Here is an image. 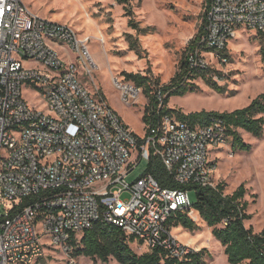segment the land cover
<instances>
[{
	"label": "built area",
	"instance_id": "obj_1",
	"mask_svg": "<svg viewBox=\"0 0 264 264\" xmlns=\"http://www.w3.org/2000/svg\"><path fill=\"white\" fill-rule=\"evenodd\" d=\"M204 19L203 35L186 54L190 68L208 69L204 54L225 63L240 29L264 38V0H208ZM91 41L21 0H0V264H47L43 239L68 254L71 238L98 221L119 228L142 252L181 259L196 251L168 224L177 213L197 223L182 188L217 186L212 154L227 146L225 126L211 119L192 128L164 116L135 134L79 79L92 81L96 72ZM112 83L125 104L142 93L125 78ZM23 90L38 92L44 110L29 107ZM153 94L161 104L160 92ZM151 158L178 189L162 188L146 172L127 182Z\"/></svg>",
	"mask_w": 264,
	"mask_h": 264
},
{
	"label": "rangeland",
	"instance_id": "obj_2",
	"mask_svg": "<svg viewBox=\"0 0 264 264\" xmlns=\"http://www.w3.org/2000/svg\"><path fill=\"white\" fill-rule=\"evenodd\" d=\"M36 16L70 26L79 35L92 38L89 52L96 65L92 81L79 74L88 91L98 94L119 115L123 123L135 134H143L142 117L148 99L141 95L133 104L121 101L119 92L113 87V79L123 81L125 74H137L149 80L152 93L170 82L178 70L179 61L189 42L194 38L203 22L206 0H130L134 23L145 33L138 34L128 26L129 17L124 15L122 5L114 0H21ZM127 35L137 40L140 53L137 55L129 46ZM104 40L100 43L99 40ZM263 44L254 31L238 30L236 39L225 52V63H219L210 54H204L205 62L220 74L215 80L223 87L219 93L203 80L191 81L196 90L184 95L171 96L167 108L183 114L199 112H231L246 107L255 97L264 93V65L259 50ZM58 53L61 48L55 47ZM30 65V64H28ZM27 105L44 110L37 100L38 92L23 90ZM249 150L233 152L223 147L217 152L214 173L216 184H225L224 194H231L244 185L247 214L251 226L258 233L264 226V133L261 138L239 131ZM227 145L230 139L226 141ZM147 168L142 162L127 176L131 183L141 177ZM124 195L123 197H125ZM191 204L196 201L194 190L187 194ZM1 211H3L1 209ZM198 231L190 232L182 227L172 229V235L181 243L191 241L196 251L206 249L211 258L207 264H229L219 242L197 216ZM79 236L77 241H79ZM47 264H118L110 258L107 263L92 261L85 257L71 258L70 253L52 247L49 239H43ZM135 250V249H134ZM140 255L141 250H135Z\"/></svg>",
	"mask_w": 264,
	"mask_h": 264
},
{
	"label": "trees",
	"instance_id": "obj_3",
	"mask_svg": "<svg viewBox=\"0 0 264 264\" xmlns=\"http://www.w3.org/2000/svg\"><path fill=\"white\" fill-rule=\"evenodd\" d=\"M114 1L123 6L124 15L129 17L128 26L138 34L145 33L146 30H140L131 19L130 0ZM207 4L208 0H206V7ZM204 24L205 19L194 38L189 42L184 52V58L179 61L178 70L170 82L155 89L163 97L161 104L156 95L152 93L149 80L146 77L125 74V80L141 88L144 97L148 99L142 117L146 127L156 124L164 116L174 117L192 128L205 126L211 119H218L225 126L226 136L230 139V149L233 152L249 150L250 146L243 142L239 131L254 138L263 136L264 93L255 97L246 107L231 112H199L185 115L181 111L167 108L171 96L195 91L196 87L190 82L196 79L203 80L216 92H223V87L213 80L214 76H220L218 72L209 68L204 70L190 68L186 59V54L194 50L203 35ZM257 36L263 42L259 54L264 65V38L260 34ZM127 38L130 49L138 55L140 48L137 45V40L131 35H127ZM145 172L151 175L162 188H179L157 158H151L148 161ZM182 189L195 191L196 201L192 204V208L200 220L211 229L213 237L222 247L229 264H264V226L258 233H254L251 226H245V222L251 219V215L246 212L248 204L244 200L246 195L244 185L238 186L231 194H224L225 184L223 183L217 184L214 189L191 186ZM168 225L169 228L182 227L190 232L200 230L199 226L185 213H177ZM80 236L79 241L71 238L69 243L70 255L73 259L85 257L92 261L107 263L112 258L118 264H207L211 258L206 249L191 251L181 259L172 258L160 249L138 255L135 253V250L138 249L132 244V239L125 236L116 226L102 221L96 222Z\"/></svg>",
	"mask_w": 264,
	"mask_h": 264
},
{
	"label": "crops",
	"instance_id": "obj_4",
	"mask_svg": "<svg viewBox=\"0 0 264 264\" xmlns=\"http://www.w3.org/2000/svg\"><path fill=\"white\" fill-rule=\"evenodd\" d=\"M226 147L230 148V143H229V145L225 146V148H226ZM221 149H222V148H221ZM219 150H220V149H219ZM219 150L216 151V152H214V153L212 154V157H214V158L216 159V164H217V158H216V155H215V154H216L217 152H219ZM196 215H197V214H196ZM198 217H199V216H198ZM199 219H200V218H199ZM200 221H201V220H200ZM201 222H202V221H201ZM181 243L184 244V245L192 246V244H191L192 242H191V241H182ZM221 248H222V247H221Z\"/></svg>",
	"mask_w": 264,
	"mask_h": 264
}]
</instances>
